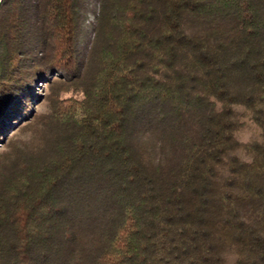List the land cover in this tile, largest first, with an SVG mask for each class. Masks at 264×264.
I'll use <instances>...</instances> for the list:
<instances>
[{"label": "trees", "instance_id": "obj_1", "mask_svg": "<svg viewBox=\"0 0 264 264\" xmlns=\"http://www.w3.org/2000/svg\"><path fill=\"white\" fill-rule=\"evenodd\" d=\"M94 1L0 0V264H264V0Z\"/></svg>", "mask_w": 264, "mask_h": 264}, {"label": "rangeland", "instance_id": "obj_2", "mask_svg": "<svg viewBox=\"0 0 264 264\" xmlns=\"http://www.w3.org/2000/svg\"><path fill=\"white\" fill-rule=\"evenodd\" d=\"M95 4L96 2L94 0H90L89 7L94 8ZM93 18H94V13L88 12L87 17L84 21L85 22L84 25L86 26H85L84 31L81 32V36L79 39V44H80L79 46L83 50L86 49L87 47L86 45H88V42L90 38L92 37L91 32H90L91 28H90L89 22L92 21ZM39 85H41V83H39ZM40 87L41 88L39 89V93H41L42 98L39 100L32 101V105H33L32 108L35 110V112L42 114V113H46L49 110V102L47 99L43 98L44 96H42L44 93L43 91L44 90L46 91L47 89L45 87L42 88V86ZM236 108L241 113H243L242 108L240 106ZM241 121L243 122V125L236 132V137L239 141L247 142V141H251L253 139L259 138L260 129L255 123H253V121L250 119L248 114H242ZM8 136H9L8 143L0 144V152L2 151L12 152L14 151L16 147H19L23 143L27 144L28 142L32 140L33 133L27 130V128H23V129L13 128L12 130L9 131Z\"/></svg>", "mask_w": 264, "mask_h": 264}]
</instances>
